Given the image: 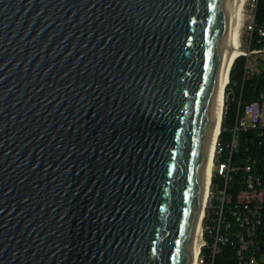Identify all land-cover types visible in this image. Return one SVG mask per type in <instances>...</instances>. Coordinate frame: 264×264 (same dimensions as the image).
<instances>
[{"label":"water","instance_id":"1","mask_svg":"<svg viewBox=\"0 0 264 264\" xmlns=\"http://www.w3.org/2000/svg\"><path fill=\"white\" fill-rule=\"evenodd\" d=\"M232 1L0 0V264H191Z\"/></svg>","mask_w":264,"mask_h":264},{"label":"trees","instance_id":"2","mask_svg":"<svg viewBox=\"0 0 264 264\" xmlns=\"http://www.w3.org/2000/svg\"><path fill=\"white\" fill-rule=\"evenodd\" d=\"M249 52L264 50V0H253ZM239 56L226 87L222 129L204 220L202 264H264V126L242 127L244 108L264 106V69ZM222 168V171H221Z\"/></svg>","mask_w":264,"mask_h":264},{"label":"bare ground","instance_id":"3","mask_svg":"<svg viewBox=\"0 0 264 264\" xmlns=\"http://www.w3.org/2000/svg\"><path fill=\"white\" fill-rule=\"evenodd\" d=\"M249 0H233L230 10V31H229V46L230 50L225 53L223 59V68L220 71L218 85H217V98H216V108L213 120V127L211 131V142L209 139V153L206 162V179L203 185L204 195H203V207L201 211L200 221L206 214V206L210 197L212 177L216 162V154L218 148L219 133L221 129V124L223 121V113L225 106V96L226 87L230 78L231 66L235 58L239 55L240 51L243 50V28L248 20L247 15V5ZM232 49V50H231ZM208 144V146H209ZM207 155V153H206ZM204 243V223L199 222L196 239L194 243V250L191 264H197L199 254L201 252Z\"/></svg>","mask_w":264,"mask_h":264},{"label":"rangeland","instance_id":"4","mask_svg":"<svg viewBox=\"0 0 264 264\" xmlns=\"http://www.w3.org/2000/svg\"><path fill=\"white\" fill-rule=\"evenodd\" d=\"M247 15H248V20L246 21L244 28H243V50H246L247 52H249V49H248L249 48V41H248L249 38L248 37H249V32L252 31L251 25L253 24V19H254V2H253V0L248 1ZM247 56L249 57V67L252 70L259 69L258 67L264 69V50L259 51V52L253 51V54H247ZM215 164H216V162H215ZM215 169H216V166L214 167V171H215ZM210 193H211V190H210ZM209 201L210 200H208V203H209ZM207 207H208V204H207Z\"/></svg>","mask_w":264,"mask_h":264},{"label":"built area","instance_id":"5","mask_svg":"<svg viewBox=\"0 0 264 264\" xmlns=\"http://www.w3.org/2000/svg\"><path fill=\"white\" fill-rule=\"evenodd\" d=\"M241 125L242 127L258 126V125L264 126V106L259 102H252L250 104H247L244 108V118L241 121ZM202 263L203 261L201 259V252H200L197 264H202Z\"/></svg>","mask_w":264,"mask_h":264}]
</instances>
